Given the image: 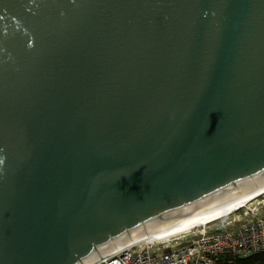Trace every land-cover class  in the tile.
Instances as JSON below:
<instances>
[{
    "label": "water",
    "instance_id": "95a60500",
    "mask_svg": "<svg viewBox=\"0 0 264 264\" xmlns=\"http://www.w3.org/2000/svg\"><path fill=\"white\" fill-rule=\"evenodd\" d=\"M264 187V0H0V264H95Z\"/></svg>",
    "mask_w": 264,
    "mask_h": 264
},
{
    "label": "built area",
    "instance_id": "2783aa9c",
    "mask_svg": "<svg viewBox=\"0 0 264 264\" xmlns=\"http://www.w3.org/2000/svg\"><path fill=\"white\" fill-rule=\"evenodd\" d=\"M250 214H254L251 222L229 228ZM261 254L264 214L256 206L248 207L232 220L222 221V228L216 231L205 227L190 237L182 235L162 243L139 242L118 249L95 264H241L240 261Z\"/></svg>",
    "mask_w": 264,
    "mask_h": 264
},
{
    "label": "bare ground",
    "instance_id": "6f19581e",
    "mask_svg": "<svg viewBox=\"0 0 264 264\" xmlns=\"http://www.w3.org/2000/svg\"><path fill=\"white\" fill-rule=\"evenodd\" d=\"M264 195V187L257 189L253 192L246 193L237 198L231 199L183 224L177 226L173 229H170L166 232H163L157 236H144L135 242H132L130 245L139 243V242H166L170 239H173L178 236L185 234L193 233L197 230L205 228L207 225H210L220 219L226 218L247 205Z\"/></svg>",
    "mask_w": 264,
    "mask_h": 264
},
{
    "label": "rangeland",
    "instance_id": "374dc122",
    "mask_svg": "<svg viewBox=\"0 0 264 264\" xmlns=\"http://www.w3.org/2000/svg\"><path fill=\"white\" fill-rule=\"evenodd\" d=\"M256 206H258L259 209H260V212L262 214H264V195L262 197H260L259 199L249 203L246 208L244 207L239 212H236V213L230 215L229 217H226V219H223V220L220 219V221L218 220V221H216V222H214V223H212L210 225H207L206 227H209V229L213 230V231L221 229L222 228V221L227 222L229 220H232L233 218H235L239 214H243L248 207L254 209ZM253 219H254V214H250L248 217L247 216L243 217V219L241 221H238L234 225L232 224L230 227L229 226L228 227L230 229H235V228H237V227H239L241 225H244V224H247V223L251 222ZM197 232H198V230L193 232V233H197ZM193 233L185 234V236H188V237L193 236Z\"/></svg>",
    "mask_w": 264,
    "mask_h": 264
},
{
    "label": "trees",
    "instance_id": "16d2710c",
    "mask_svg": "<svg viewBox=\"0 0 264 264\" xmlns=\"http://www.w3.org/2000/svg\"><path fill=\"white\" fill-rule=\"evenodd\" d=\"M241 264H264V254L255 255L246 260L240 261Z\"/></svg>",
    "mask_w": 264,
    "mask_h": 264
}]
</instances>
